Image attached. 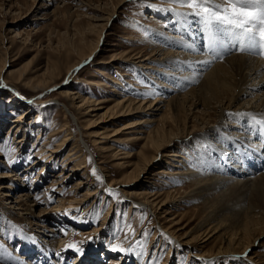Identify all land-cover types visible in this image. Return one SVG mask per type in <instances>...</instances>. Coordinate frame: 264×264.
Returning <instances> with one entry per match:
<instances>
[{
	"label": "rangeland",
	"instance_id": "obj_1",
	"mask_svg": "<svg viewBox=\"0 0 264 264\" xmlns=\"http://www.w3.org/2000/svg\"><path fill=\"white\" fill-rule=\"evenodd\" d=\"M191 12L175 0H0V143L7 141L15 150L10 154L0 151V172L7 175L0 178V183L12 186L9 196L0 190V264L41 262L38 253L45 245L53 246L51 252L55 253L49 256L57 263L67 250V261L79 255L84 263L92 256L97 258L93 264H264V235L258 236L260 233L252 244L249 232L243 244L234 243L231 250L221 251L226 241V237L221 238L223 230L212 228L215 221L201 225L204 219L213 217V212L192 195L196 185L188 178L190 172L202 169L208 177L226 179V185L217 189L215 200L223 196L228 208L218 217L226 216L233 224L246 214L259 219L256 210L251 212L253 193L239 188L242 193L228 194V186L235 179H241L240 184L246 178L252 181L264 175V165L251 171L240 164L243 159L255 156V161L264 154L254 127L243 123L246 116L241 115L242 111L232 112L241 113V125L234 124L230 117L218 120L229 126L232 122L237 129L230 126L222 131L215 121L207 135L185 131L167 146L180 157L164 161L158 153L156 160L146 166L145 161L155 153L148 136H155L158 125L141 121L148 118L145 113L159 118L165 110L164 102L160 103V111L121 114L113 118L116 121L109 116L99 118L127 98L151 102L164 95L165 99L163 91L167 90L173 95L187 94L193 84L182 80L194 72L193 63L208 59L194 72L197 78L216 66L218 60L210 59L200 48H196L198 52L195 47L184 51L176 44L185 39L192 46L199 40L187 36L190 33H177L180 26L190 27L187 22L193 21L194 25L199 21ZM200 25L205 29L203 23ZM94 47L91 58L76 64L74 77L68 79L67 67ZM167 51L174 55L177 65L157 62L165 58ZM182 51L189 52V56L182 55ZM235 51L237 55L243 52ZM136 55L141 57L133 59ZM252 57L264 58L256 54ZM145 62L152 68H145ZM28 81L45 86L32 87ZM263 92L252 91L256 97L251 100L253 95L247 96V100L253 104ZM83 98L91 103L81 105L79 100ZM186 106L193 107L189 103ZM191 111L199 116L202 106ZM22 114L24 119L16 121ZM192 119L189 126L205 125L196 117ZM88 120L94 121L91 126ZM61 125L69 130L60 133ZM240 135L244 137L235 138ZM64 138L66 145L52 154L51 149ZM230 149L238 162L232 163L231 159L229 165L233 169L241 166L237 174L228 170V163L220 161V152ZM67 153H74L73 162L65 159ZM209 158L212 162L206 165ZM159 159L162 161L156 164ZM93 168L101 181L92 175ZM129 172L134 179L124 184L127 181L123 178ZM87 192L93 193L88 197ZM144 192L159 194L153 206ZM25 195H31L29 201ZM19 198L20 208L15 202ZM166 199L169 202L164 210L160 204ZM39 211L42 221L35 220ZM129 224L134 233L127 229ZM70 243L82 251L67 248ZM31 244L37 245L35 254V245ZM111 244L133 251L113 252ZM121 255L125 256L122 262L117 259Z\"/></svg>",
	"mask_w": 264,
	"mask_h": 264
},
{
	"label": "bare ground",
	"instance_id": "obj_2",
	"mask_svg": "<svg viewBox=\"0 0 264 264\" xmlns=\"http://www.w3.org/2000/svg\"><path fill=\"white\" fill-rule=\"evenodd\" d=\"M188 30H186V29L182 30L181 29V31L183 33L191 32ZM191 34H189L190 37L191 36H193L194 38L198 37L194 34L193 35H191ZM183 38H181V39H183ZM184 40L185 39H183L182 42L178 40V42L176 44L179 46V48L183 49L184 51L185 50L187 51L188 48H192V46L187 45L191 41H188V40L184 41ZM226 41L227 40H225L223 38V44L221 46H219V49H220L219 58H218L219 60L216 64V66L213 69L207 71L206 73H202V75L204 74L202 78H201V76L197 78L196 75H194V72L200 70V66L204 67L203 65H206V62L208 61V59L203 58L202 60H200V61L197 60L195 63H193L194 66L192 68V71H194V72L190 73L188 77H185L182 80V82H184V83L187 81L189 85H190V83H191V85L193 84L192 86H190L188 88L187 94L173 95V94H169L170 91L167 90V91H163V94H166L165 99L163 98L165 95L164 96L162 95L163 97L160 96L159 98H156V100L151 101V102L150 101L148 102L146 100L137 101V100L127 98L126 101L123 100L121 102H117L111 108H109L110 110L106 112V114L108 113L107 115H101L99 117L100 119H105L106 116H109V118L113 119L117 115L135 113L137 111L138 112L139 111L145 112V110L146 111L147 110L160 111L161 110L160 103L164 102L165 110L159 118L156 119L155 114H153V113L152 114L151 113H145V117H148V118L141 121V123H147V122H154L155 121V122H157V125H158L157 129L155 131V136H153V135L148 136L149 146H151L155 150V153L150 157V159L148 158L145 161V166L147 164L149 165V162L151 163V162L155 161L158 153L160 154L159 157H162L164 159V161H166V160L174 161V159L176 157H180L181 155L179 153H176L175 150L170 149L167 146H169V143L171 141H173V139L179 138L180 136L184 135L182 133H184L185 131L187 132L186 134H192V133L199 134L200 133L203 135H207L208 132L210 130H212L211 123H214L215 121H217L215 125L216 126L218 125L217 127L221 128L222 131L223 130L224 131L229 130L230 126L232 127V129H234L236 127L235 125L232 124V122H230V126H229V124H227V125H225L223 123L219 124V121H221V119L223 117H226V118L230 117L232 119L231 121H233V123L236 125H238V124L241 125L243 123L245 124V122L247 120H251V116H256L258 120L260 118L264 117V113L262 112V110H260V108L264 109V92L260 96L257 97V99L255 100V102L253 104L252 103L250 104L249 99L247 100V96L253 95L250 98L251 100L253 97H256V95H254L255 92L251 93L252 91H261L262 89H264V73L261 72V70L264 68V61H263L264 58H263V60H261L260 58L252 57L253 55L249 56V54H256V55H262V56H264V54L259 53L260 49H256V50L246 49V50H243L244 53L242 52L241 55H239V54L237 55L234 53L229 54L231 51L230 49L233 47L234 44H238L239 45L238 47H240V44L238 41H236L238 43H235V41L234 42L228 41L229 42L228 43ZM230 43H232V44H230ZM95 50H96V47L91 48V50H89L88 53L80 54L78 57V60L74 61L75 63H72V65H69L67 67L66 72H68V74H69L68 79H71L74 77L75 68L77 67L76 64L88 61L91 58V55L95 52ZM184 51H182L183 52L182 55H188L189 56V52L186 54ZM188 51H192V50H188ZM197 52H198V50H197ZM165 53L167 54V55H165V58H161V59L159 58L160 60H158L157 62L160 61V63H163V64L164 63H173L174 65H177L176 64L177 62H175L176 60L174 61V59H175L174 55L171 54L170 51H167ZM193 53H195V50ZM245 53H247L248 56L245 55ZM242 54H244V55H242ZM140 57H141V55H139V56L136 55V56H133L132 58L133 59H139ZM185 58L188 59L187 57H184L183 59H185ZM191 58H193L192 55H191ZM144 59L146 60V59H148V57H145ZM164 59H166V60H164ZM192 62L193 61H191V63ZM186 65H190V62H188V64H186ZM145 68H152V67L147 65L145 62ZM197 74H199V73H197ZM255 79H258V81H256L258 83L251 85L250 81L251 80L255 81ZM28 83L30 86L36 87V88L45 86V84H41V83H38V85L31 84L30 81H28ZM159 89H161V87ZM79 102H81L80 104L83 106H86V105L88 106L89 103H91L90 100L84 99V98L79 100ZM186 103H189L190 107L193 106L192 109L199 108V105H201L203 112L201 111L202 113L199 116H197L196 114H194V112L191 111L192 110L191 108L186 106ZM246 104H248V105L250 104V108L246 107ZM86 108L87 107H85V109ZM238 109H239V111H242L241 113H243V114H241V113H239V114L246 116V119L244 121L242 120L241 115H236L237 113L236 114L232 113ZM212 110L215 112V115H214ZM230 112H231V114H230ZM255 113H257V114H255ZM24 117H25V115L22 114L21 117L16 119V121L21 122V120H23ZM194 117H196V119L198 118V120H201V124L204 123L205 125L203 127H199L198 124H190V126H189L188 124L190 122H192V120H193L192 118H194ZM113 120L116 121V119H113ZM96 121H98V120H96ZM242 121H243V123H242ZM93 122L90 123V121H89L88 122L89 126H91L93 124ZM251 123H252V125L255 126L256 135L258 137H260L261 134L258 132V129L260 126L257 124H254L252 122V120H251ZM88 124H87V126H88ZM17 125H19V124H17ZM17 125H15V127ZM190 127H191V129L189 130ZM236 129H237V127H236ZM68 130H69V127L67 125L66 126L65 125L59 126V132L60 133L67 132ZM236 132H235V134H236ZM102 133H104V132H102ZM116 133H118V131H116ZM100 135H103V134H100ZM100 135H97V136L95 135V136L98 137ZM236 135H238V134H236ZM100 137L105 138V136H100ZM241 137L243 138L244 136L240 135V137H235V138L239 139ZM65 141H66L65 138L63 140H61L60 143L58 144V146L56 145L57 147L51 149V153L54 154V153L59 152V149L63 148L66 145ZM262 141L264 144V139H262ZM225 144H228V143H225ZM238 151H239V153L242 152V150H241V152H240V150H238ZM74 153H72V154L67 153L65 159L69 160L68 163H71L75 160L74 158H71ZM255 154H253V155H255ZM219 156H220L221 163L222 162H224L226 164L228 163V165H226V166H228V170L232 171L233 166L229 165V163L231 161V157H232L231 156V149H230V152H228L227 150H223V152H220ZM254 157H252V158L254 159ZM260 159H261V157H260ZM261 160L264 161V156L262 157ZM159 161L161 162L162 159H159L158 161H156V164L159 163ZM207 162L208 163L206 165L210 164V162H212V159L209 158L207 160ZM136 165H140V164H136ZM220 165L222 166V164H220ZM243 166H250V167L260 166V162L251 164L249 160L245 159V160H243ZM225 168H224V170H225ZM239 168H238V170L237 169L235 170L236 174L239 173L238 171L241 169V168L240 169ZM246 169H248V168H246ZM140 170H141V168H140ZM240 172H242V171H240ZM3 173L4 172H0V178L7 176V175H4ZM129 173H128V175H126L123 178L125 181H127V182H124V184H129V182L134 179L133 174L132 173L129 174ZM190 174L191 175L188 174L189 175L188 178H191V180H193L191 182H193L196 185L194 193H192V195L197 196L198 198L202 199L205 202L204 204L207 205V208L210 209L211 212H213L212 213L213 217L210 216L211 214H209L210 218L204 219L201 222V225H206L207 223L210 224V222L215 221V223L212 224L213 225L212 228L217 229L218 227H220V229L223 230L221 238L226 237V239H225L226 241H224L223 246L220 248L221 251L226 252L228 250H231V248L234 246V243L235 244L236 243L243 244L241 241L243 238H246L249 236V232H251V233H250V237L248 239L252 238L251 244L254 242V240L256 238L255 237L256 234L260 233L258 236L264 235V175H262V173L257 176L258 178L256 177V179L252 180V181L250 179L244 178L245 180L243 182L241 181L239 184V181L241 179L240 180L235 179V181L232 182L231 186L228 184L229 185L228 186V189H229L228 194H230V196H234V195H231V193H233L232 191H234V193L236 191H240L239 188H244L243 190H248V191H250V193H253V197H252L253 200H251V202H252L251 203L252 204L251 212L253 210H256V212L254 214L259 215V219H258V218H254L253 214H250V215L246 214L242 221L237 222L238 224L237 223L233 224V221H232V223H230L231 222L230 219H228L226 216L225 217H218V216L222 215L223 212L226 213L227 208H228L226 205V201H224L222 198L223 196L218 201L215 200L216 199L215 193H216L217 189L226 185V183H225L226 179L224 180L223 177H221V178H219V177L215 178L212 176L208 177L205 170L203 171L202 169H200L199 171H194L192 173L190 172ZM254 176H255V174H254ZM59 182H61V181H59ZM227 183H228V181H227ZM11 188H12V186H6L4 183H0V190H1V193L4 194V196H9V193L12 192ZM240 192L242 193V191H240ZM92 193L93 192H89V193L87 192L86 194L89 197ZM144 194H145V196H147V199H149L148 202H150L152 206L157 202V199L159 197V194H156V192L155 193L144 192ZM25 196L26 197L24 199L26 200V198H28L27 201H29V197L31 195H25ZM167 199L163 200L161 202V204L159 203L161 205V209L165 210L167 208V205L164 206L165 203L167 204V201H168ZM21 201L22 200L20 198L15 201L18 208H20V206H18V205H20V203H22ZM25 209L31 210L30 208H27V207ZM40 212H42V211L37 212V214L35 215L36 216L35 220H37V221L43 220V219H39L41 217ZM42 218H44V217L42 216ZM70 223H71V221H70ZM72 224H73V222H72ZM72 224H70V225H72ZM251 224H252L253 228L252 227L250 228ZM51 230L52 229H49L48 231H51ZM40 240H42V239H40ZM248 246L249 245H246L245 248H247ZM52 247H53L52 245H51V247L46 246V248H47L46 251L51 252L53 250ZM37 250H38V248H37ZM46 254L47 253H44V256H46Z\"/></svg>",
	"mask_w": 264,
	"mask_h": 264
},
{
	"label": "snow or ice",
	"instance_id": "obj_3",
	"mask_svg": "<svg viewBox=\"0 0 264 264\" xmlns=\"http://www.w3.org/2000/svg\"><path fill=\"white\" fill-rule=\"evenodd\" d=\"M175 2L187 5L192 9L190 15L197 17L204 24L208 33L207 51L213 58L218 55V47L223 44L225 37L238 41L241 51L260 49V54H264V0H175ZM251 120L260 126L258 132L261 134L260 138L264 139V117L258 120L256 116H251ZM0 151L10 154L15 150L4 141L0 143ZM12 162L9 159V163ZM92 175L98 181L102 180L95 168L92 169ZM107 191L118 195L111 189ZM36 199L39 200L40 197L37 196ZM126 227L134 233L130 224ZM66 247L74 248L77 252L82 251L74 243ZM110 248L113 252L120 253L133 251L132 248H124L120 244H111Z\"/></svg>",
	"mask_w": 264,
	"mask_h": 264
},
{
	"label": "water",
	"instance_id": "obj_4",
	"mask_svg": "<svg viewBox=\"0 0 264 264\" xmlns=\"http://www.w3.org/2000/svg\"><path fill=\"white\" fill-rule=\"evenodd\" d=\"M87 62V61H86ZM86 62H84V63H86Z\"/></svg>",
	"mask_w": 264,
	"mask_h": 264
}]
</instances>
